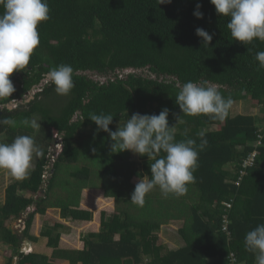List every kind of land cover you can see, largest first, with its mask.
Masks as SVG:
<instances>
[{
	"label": "trees",
	"instance_id": "trees-1",
	"mask_svg": "<svg viewBox=\"0 0 264 264\" xmlns=\"http://www.w3.org/2000/svg\"><path fill=\"white\" fill-rule=\"evenodd\" d=\"M48 4L50 18L38 25L40 43L29 65L11 74L15 92L0 100V120L13 118L17 125H0V135H6L2 143H11L24 128L21 120L40 115L43 136L48 130L59 133L62 148L51 167L47 148H42L30 175L5 188L0 242L10 246L6 264L15 257V264H255L244 238L264 224V69L257 70L255 59L264 51V41L244 45L233 40L226 27L229 17L219 16L210 0L158 5L157 0H48ZM197 4L203 13L200 19L193 15ZM197 28L212 35L208 46L195 34ZM60 64L74 69L75 86L68 96L43 83L50 68ZM124 69L133 71L123 73ZM201 80L218 85L222 95L233 100L232 106L248 101L258 112L232 115L231 106L223 120L183 115L175 103L180 87ZM31 91L33 97L22 101ZM18 99L15 108L7 107ZM164 108L169 109L168 122L176 129L177 141L190 138L198 146V133L203 132L207 144L202 151L197 147L195 182L184 195L166 200L154 189L143 206H137L130 201L131 193L141 178H151L153 161L138 155L136 163L128 150L112 153L108 133L97 132L88 117L111 113L109 129L115 131L133 113L158 115ZM87 138L91 145L83 142ZM83 147L96 150L105 182L117 178L121 188H105L103 182L97 186L86 164L77 172L63 167L79 162L88 153ZM122 172L129 175L125 193L119 182ZM85 187L102 188L105 196L114 198V206L80 208ZM192 194L195 202L188 201ZM49 208H57L62 219L91 221V231L80 236L77 249H62L59 240L65 226L45 224L39 235L47 238L52 254L21 252L23 240L38 241L30 233L34 216ZM24 213L20 236L6 222ZM225 216L229 235L223 230ZM173 219H183L178 233L184 244L176 249L162 243L158 233ZM24 247L34 251L31 243Z\"/></svg>",
	"mask_w": 264,
	"mask_h": 264
},
{
	"label": "clouds",
	"instance_id": "clouds-1",
	"mask_svg": "<svg viewBox=\"0 0 264 264\" xmlns=\"http://www.w3.org/2000/svg\"><path fill=\"white\" fill-rule=\"evenodd\" d=\"M170 3L171 0H157V5ZM210 3L219 16L229 17L226 27L233 40L244 45L252 43L254 39L264 41V0H210ZM200 7L201 5L197 4L193 12L197 19L203 17V13L199 11ZM0 9L3 10L0 12V100H2L15 92L10 76L14 71H22L29 65L31 56L40 43L38 25L50 18V8L48 0H0ZM195 34L202 38L203 45L208 46L212 40V35L202 28H197ZM255 59L258 62L257 70L264 69V51L257 52ZM131 71L133 69L122 70L123 73ZM73 76L74 69L71 65L60 64L50 68L44 79L46 83L54 86L56 94L68 96L75 86ZM95 79L104 81L106 77L96 76ZM20 101L21 99H18L15 104ZM175 103L185 116L210 115L223 120L228 116L233 100L230 97L225 98L218 85L201 80L199 83L193 81L184 83L176 95ZM8 105L10 103L7 107ZM168 116L167 108L162 109L158 115L133 113L115 131L109 129L114 117L111 113H92L88 117L97 126V132L108 133L112 142L110 145L112 153L128 150L140 156L146 155L153 161L150 165L151 178L147 176L141 178L131 193L130 201L137 206H143L145 197L156 188L165 198L170 195L179 197L187 192L188 185L195 182L194 173L199 166L197 147L202 151L207 140L203 139L204 133L200 132L198 135L201 141L198 146L196 141L190 138L177 141L176 129L169 126ZM176 119L180 120V116ZM20 124L32 129L40 128V123L35 119L25 118ZM0 125L16 127L17 121L13 118H4L0 120ZM62 141L63 137L60 135V140L57 141L59 148H55L54 151L51 149L54 139L45 146L50 167L60 153ZM41 149L30 135H18L11 143L0 142V170H4L15 180L26 179L33 167L34 156L43 155ZM51 152L54 158L50 157ZM25 244L28 242L22 241L21 252H34L26 251ZM244 248L254 255L255 264H264V224L257 225L246 233ZM16 261L15 257L12 264Z\"/></svg>",
	"mask_w": 264,
	"mask_h": 264
},
{
	"label": "rangeland",
	"instance_id": "rangeland-1",
	"mask_svg": "<svg viewBox=\"0 0 264 264\" xmlns=\"http://www.w3.org/2000/svg\"><path fill=\"white\" fill-rule=\"evenodd\" d=\"M33 91H31L28 95L23 96L25 97L24 102L28 101L31 99ZM17 105V103L15 104V101L11 104V109L15 108V106ZM258 112V110L256 108H251L250 103L248 101H239L238 103H235V105L232 106V115L234 114H256ZM37 120V122H40V115H37L35 118H32ZM21 131H19L17 134L18 135H30L34 138V141L36 143V145L41 149L43 143L44 144H50L53 142V136L50 132H48V135H44L42 134L40 128L35 129V131H32L29 127H24V128H20ZM6 139V135L1 134L0 135V142H4ZM83 142H85L87 145H91L92 142L90 141V138H87L86 140H84ZM85 151H88V153H83V156L81 157L79 162H75L74 164H64L63 167L65 169H67L68 171H72V172H77L78 170L82 169V165L86 164L90 170H91V174H92V182L96 183L97 182V186H102V184L104 183L105 188H109V189H119L121 188L118 185V181L117 178H110L106 180H104V175L99 171V162L100 159L98 157V154L96 153V150L93 151V149L89 150V147H83ZM131 158L138 163L139 162V157L137 154H133L131 152ZM36 157L34 156L33 159V164L35 161ZM128 174L122 172L119 173V182L122 183V187L124 189L123 193L126 192V190H128L127 187L123 186L124 182H128ZM67 178V177H66ZM69 178V177H68ZM77 179V178H76ZM61 180H64L63 177ZM13 181H18L15 180L14 178L10 177L9 175L6 174V172L4 170H0V205L3 204L4 202V198H5V188L7 187L8 184H10ZM90 181V180H89ZM131 181V178L130 180ZM103 182V183H101ZM154 193H157L158 195H160V190L158 188H156L154 191ZM86 198L88 197V194L86 193ZM165 198V197H164ZM192 198V200H190ZM168 198H166V200H168ZM192 201L195 202L196 198H195V194H192L190 198H188V201ZM114 199H109L104 201V206L106 205H111L114 206ZM92 209L93 211L98 210L97 207H95L94 202H92ZM126 206L128 207L129 204H126ZM137 207V206H136ZM80 208L83 209H90V204L86 205H82L80 206ZM102 208V207H101ZM26 213H24L20 218L17 219H10L6 222V224L13 229L14 231L18 232L20 234V236L22 235L19 231H21V227L23 225V219L26 217ZM38 215L34 216V219L37 217ZM46 220L44 222L47 223V225L53 224L56 221V217L54 215H49V216H45L44 217ZM55 219V220H54ZM72 222H64L67 227L69 228V233L67 234H76L77 236L80 234H84L86 235L88 232L91 231V222L89 221V223H84L81 221H77V220H70ZM183 219H177V220H170L169 222L163 224L160 229H159V237H160V241L162 243H164L167 247L169 248H173L175 249L176 247L178 248L182 242V239L178 233V229L182 226L183 224ZM41 222V217L37 218L36 221V225H35V231L32 229H30V233H34L36 235H39L40 230H42V228H44V226H42V224L40 225ZM25 241V240H23ZM36 243H39L36 242ZM184 244V242H182V245ZM38 247L40 249H45L44 246H42L41 244L38 245ZM8 249H10V246L7 245L4 242H0V264H6V262L8 261ZM42 250V251H43Z\"/></svg>",
	"mask_w": 264,
	"mask_h": 264
},
{
	"label": "crops",
	"instance_id": "crops-1",
	"mask_svg": "<svg viewBox=\"0 0 264 264\" xmlns=\"http://www.w3.org/2000/svg\"><path fill=\"white\" fill-rule=\"evenodd\" d=\"M48 132H50V131L48 130L45 135H48L49 134ZM46 145L47 144L43 143L42 148H44ZM86 193L88 194L87 198H86V195H85ZM109 199H114V198L110 197V196H105L104 195V190L102 188H99V187H85V188H83L81 190V193H80V206H81V204L83 206L86 205V203L90 204V210H91L92 209V205L91 204H92V202H94L95 207H97L98 209H100L101 207H109L110 208V207H112L111 205L110 206L109 205L104 206V201L109 200ZM107 213H111V212H107ZM49 215H54L56 217V221L55 222L62 223L65 226L64 232H62L61 235H60L59 248H62V249H77L79 247V243H80L79 239H80V236L82 234H80L78 236L76 234H72V233L67 234V233H69V228L67 227V225L64 222L65 221L66 222H72V221H70L69 219H62L60 217V215H59V210L57 208H49L48 210H46V212L44 214H42V216H37L33 220L32 229L35 231V225H36V221H37L38 217H41L40 225L42 224V226H44L45 224H47L46 222H44L46 220L44 217L45 216H49ZM79 221L84 222V223H89V220H79ZM91 228H92V224H91ZM32 234L36 235L34 233H32ZM38 241H39V243L31 242V241H26V242H28V244L31 243L34 246V252L43 253V254H46V255L50 256L52 254V248L47 246V244H46L47 243V238L40 236L38 238ZM182 242H181L179 247L183 246ZM39 244L44 246L45 249L44 250L40 249L38 247ZM170 249H173V248H170Z\"/></svg>",
	"mask_w": 264,
	"mask_h": 264
},
{
	"label": "built area",
	"instance_id": "built-area-1",
	"mask_svg": "<svg viewBox=\"0 0 264 264\" xmlns=\"http://www.w3.org/2000/svg\"><path fill=\"white\" fill-rule=\"evenodd\" d=\"M54 140H55L54 145H53V147L51 148L52 151H54L55 148H57V147L59 148V144L57 143V141L60 140V135L57 134V133H55V134H54ZM256 144H259V141H257V142L255 143V145H256ZM50 157H51V158H54V154H53V152L50 153ZM253 157H254V153H253V155L250 157V159H249L246 163H247V164L251 163V160L253 159ZM49 166H50V165H49ZM46 173H47V172H46ZM46 173H45V175H43L44 178L47 177V176H46ZM227 223H228V220H227V217L225 216V218H224L223 230L226 232L227 235H229V232H228V229H227ZM230 259H231L232 262H235L236 258L234 257V253H231V254H230Z\"/></svg>",
	"mask_w": 264,
	"mask_h": 264
},
{
	"label": "water",
	"instance_id": "water-1",
	"mask_svg": "<svg viewBox=\"0 0 264 264\" xmlns=\"http://www.w3.org/2000/svg\"><path fill=\"white\" fill-rule=\"evenodd\" d=\"M44 82H45V81H44ZM8 108H9V109H11V104H10V105H8Z\"/></svg>",
	"mask_w": 264,
	"mask_h": 264
}]
</instances>
